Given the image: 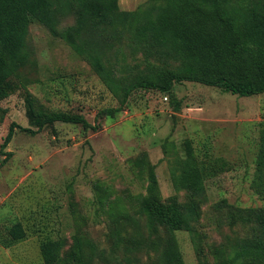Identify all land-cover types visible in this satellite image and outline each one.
I'll return each mask as SVG.
<instances>
[{
    "label": "rangeland",
    "instance_id": "374dc122",
    "mask_svg": "<svg viewBox=\"0 0 264 264\" xmlns=\"http://www.w3.org/2000/svg\"><path fill=\"white\" fill-rule=\"evenodd\" d=\"M248 6L264 0H242ZM120 11L165 5L163 0H118ZM67 7H65V10ZM76 2L56 10L60 30L76 23ZM100 47L105 65L122 87L142 82L180 61L151 43L113 28L84 35ZM27 61L12 77L14 92L2 101L0 122V264H43L37 229L66 240L67 261L77 238L82 251L70 264H164L175 238L185 264H217L219 252L258 233L240 212L264 207L252 189L264 94L240 97L194 82L175 84L170 94L133 89L125 99L101 80L86 57L33 20ZM37 107L83 115L97 129L56 124L32 135L27 99ZM118 109L114 118L103 111ZM1 115V113H0ZM15 135L2 148L10 126ZM189 148L199 156L226 158L232 170L208 182L193 233L148 227L140 210L147 195L148 166L155 165L162 199L187 203L175 186ZM11 153V156L8 155ZM45 224V225H42ZM12 228L26 237L6 248Z\"/></svg>",
    "mask_w": 264,
    "mask_h": 264
},
{
    "label": "trees",
    "instance_id": "16d2710c",
    "mask_svg": "<svg viewBox=\"0 0 264 264\" xmlns=\"http://www.w3.org/2000/svg\"><path fill=\"white\" fill-rule=\"evenodd\" d=\"M76 2V23L60 30L58 8L65 12ZM165 5L145 10L120 11L118 0H0V122L4 117L1 103L14 92L12 77L27 61L26 45L31 21L44 24L53 34L64 39L72 49L86 57L103 83L117 96L122 91L125 99L133 89L170 94L175 84L194 82L221 89L240 97L264 94V3L248 6L242 0H163ZM65 7L67 9L65 10ZM113 28L133 35V40L151 43L165 49L167 55L180 61L172 70H158L142 82L122 87L107 69L100 47L84 35ZM27 114L33 128H23L35 135L56 124L80 125L84 129H97L83 115L64 110L37 107L27 99ZM119 110L103 111L114 118ZM16 124L10 126L6 149L14 138ZM258 152L252 189L264 200V122L260 123ZM11 156V153H8ZM232 164L223 157L197 155L189 148L181 159L175 186L189 194L181 204L175 197L162 199L156 166H148L147 195L140 210L147 216L148 227L157 231L160 226L172 233H193L194 223L201 215V202L208 191V182L231 171ZM247 223L255 221L258 233L244 240L230 252L217 251V264H264V207L240 212ZM45 225V224H42ZM38 233L43 264H70L82 251L83 240L77 238L67 261L62 259L66 240L52 233ZM26 235L9 229L6 241L10 248ZM164 264H185L175 238H171L163 254Z\"/></svg>",
    "mask_w": 264,
    "mask_h": 264
}]
</instances>
